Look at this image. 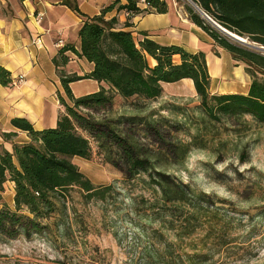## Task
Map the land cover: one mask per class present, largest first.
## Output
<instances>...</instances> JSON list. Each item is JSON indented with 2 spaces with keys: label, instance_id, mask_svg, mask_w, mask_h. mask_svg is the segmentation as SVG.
I'll list each match as a JSON object with an SVG mask.
<instances>
[{
  "label": "rangeland",
  "instance_id": "1",
  "mask_svg": "<svg viewBox=\"0 0 264 264\" xmlns=\"http://www.w3.org/2000/svg\"><path fill=\"white\" fill-rule=\"evenodd\" d=\"M91 88L75 83L73 92ZM198 105L187 87L169 84L161 99L115 98L110 112L96 116L100 122L121 120L118 130L136 150L134 157L154 162L169 175L163 178L168 188L181 184L190 196L175 190L166 200L150 182L153 171L132 178L116 145L89 139L90 159L71 162L95 187L112 190L104 200L74 191L54 201L51 213L35 220L40 233L0 237V264H264V124L250 117L209 124ZM181 145L189 148L185 158L177 155ZM13 188L7 182L3 194L11 210ZM19 213L34 219L26 210ZM193 213L199 219L186 228Z\"/></svg>",
  "mask_w": 264,
  "mask_h": 264
},
{
  "label": "trees",
  "instance_id": "2",
  "mask_svg": "<svg viewBox=\"0 0 264 264\" xmlns=\"http://www.w3.org/2000/svg\"><path fill=\"white\" fill-rule=\"evenodd\" d=\"M140 1L126 0L121 4V0H113L93 17L79 11L77 0L62 1L82 19L78 31L80 49L76 51L73 46H63L52 59L64 93V97L58 96L63 112L56 126L35 130L29 121L15 118L11 125L25 133L28 140L12 142L17 136L15 132L2 134L3 142H10L11 148L6 149L0 143V237L13 239L30 231L40 233L43 227L35 220L46 218L53 210V202H60L71 192L77 191L87 200L106 198L111 187H95L71 162L73 158L90 159L89 139L98 146L111 148L116 145L121 151L120 160L126 167L125 173L130 177L141 171H153L154 174L149 175L150 182L163 190L166 200L177 191L183 197L190 196L181 184L168 188L169 184L163 178L166 180L169 175L158 172L154 162L134 157L136 150L118 130L117 124L121 120L117 124L97 120V115L112 110L115 98L155 101L163 94V83L174 84L189 79L199 100L198 109L209 124L222 120L240 121L245 117L264 124V80L259 78L264 75V52L231 39L207 19L252 45L264 47V0H191L198 9L191 4L185 5L189 21L206 33L216 48L229 53L236 66H243L251 80L246 94H211V77L202 52L192 54L179 46L159 45L145 34L135 42L131 32L117 30V18L124 13L133 15L124 23L125 28H130V21L135 17L168 11L164 0H145L144 5ZM114 9L117 16L106 20L105 14ZM69 53L92 64V70L82 77L67 76L63 68ZM176 57L179 63L175 62ZM81 80L104 83L107 89L100 88L95 93L74 98L69 85ZM10 81L9 73L0 68V84L8 86ZM188 150L187 146L181 145L177 155L185 158ZM7 182L14 186L13 210L3 201ZM21 210H26L34 219L19 213ZM198 219L199 215L193 213L185 227H190L189 224Z\"/></svg>",
  "mask_w": 264,
  "mask_h": 264
},
{
  "label": "crops",
  "instance_id": "3",
  "mask_svg": "<svg viewBox=\"0 0 264 264\" xmlns=\"http://www.w3.org/2000/svg\"><path fill=\"white\" fill-rule=\"evenodd\" d=\"M62 1L0 0V68L9 73L11 81L18 76L24 78V82L16 87L0 84V143L6 149H10L11 144L3 142V133L15 132L17 136L12 142L23 143L28 140L25 133L11 125V120L22 118L29 121L35 130H44L54 128L63 112L58 101V96L64 97L63 88L52 59L62 48L55 46L58 41H62L63 46H73L79 51L78 31L82 19L64 6ZM112 1L77 0V4L82 14L93 17L99 15ZM164 1L168 5L167 13L135 17L130 21V28H125V18L118 16L115 28L140 37L145 34L159 45L179 46L192 54L204 53L211 77L210 90L219 86L222 81L230 80L218 91H213L214 94H246L251 80L243 66H236L229 53L216 48L209 36L189 21L185 11L186 3L178 0ZM125 3L126 0H121V4ZM37 15L41 16L39 22L35 19ZM116 16L114 9L105 14V19ZM37 39L39 44H35ZM67 56L71 58L63 68L67 76L82 77L92 70L93 65L85 59L71 57L70 54ZM175 62L179 63L178 57ZM83 82L89 83L92 91L74 94L73 85ZM174 84L184 85L196 96L191 80L184 79ZM168 85H161L162 95L166 93ZM69 88L74 98H78L95 93L100 88L107 89V85L93 80H81L71 83ZM161 98L162 96L159 99Z\"/></svg>",
  "mask_w": 264,
  "mask_h": 264
},
{
  "label": "built area",
  "instance_id": "4",
  "mask_svg": "<svg viewBox=\"0 0 264 264\" xmlns=\"http://www.w3.org/2000/svg\"><path fill=\"white\" fill-rule=\"evenodd\" d=\"M140 3H142L143 5L145 4V0H141ZM123 17L126 18H130L133 17V15L129 12V13H124ZM36 21L39 22L41 21V16L37 15L35 17ZM39 40H35V44H39ZM56 47H63V42L62 41H58L55 45ZM69 61H71V58H68ZM24 82V78L23 76H18L17 78H15L13 81H10V84L14 87L21 85Z\"/></svg>",
  "mask_w": 264,
  "mask_h": 264
},
{
  "label": "water",
  "instance_id": "5",
  "mask_svg": "<svg viewBox=\"0 0 264 264\" xmlns=\"http://www.w3.org/2000/svg\"><path fill=\"white\" fill-rule=\"evenodd\" d=\"M188 1H189V3H190L193 7H195L196 9H198V8L196 7V5H195L191 0H188ZM207 19H208V21H210V22L212 23V25H214V27H216L219 31H221L222 33H224L225 35H227V36L230 37L231 39H233V40H235V41H237V42H239V43H241V44H243V45L249 46V47H251V48H253V49H257V50H259V51H264V47H255V45L250 44V43L247 42L246 40H244V39H240L239 37H237V36H235V35H233V34L227 32L226 30L222 29L220 26H218V25H216L214 22H212L209 18H207Z\"/></svg>",
  "mask_w": 264,
  "mask_h": 264
},
{
  "label": "bare ground",
  "instance_id": "6",
  "mask_svg": "<svg viewBox=\"0 0 264 264\" xmlns=\"http://www.w3.org/2000/svg\"><path fill=\"white\" fill-rule=\"evenodd\" d=\"M240 39H242V38H240Z\"/></svg>",
  "mask_w": 264,
  "mask_h": 264
}]
</instances>
